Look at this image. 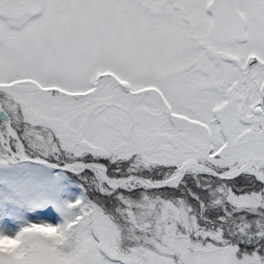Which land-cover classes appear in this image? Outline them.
Segmentation results:
<instances>
[{"label": "snow or ice", "instance_id": "snow-or-ice-1", "mask_svg": "<svg viewBox=\"0 0 264 264\" xmlns=\"http://www.w3.org/2000/svg\"><path fill=\"white\" fill-rule=\"evenodd\" d=\"M0 264H264V0H0Z\"/></svg>", "mask_w": 264, "mask_h": 264}]
</instances>
